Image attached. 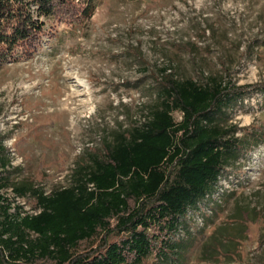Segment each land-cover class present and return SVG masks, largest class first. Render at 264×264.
Here are the masks:
<instances>
[{
  "label": "rangeland",
  "instance_id": "1",
  "mask_svg": "<svg viewBox=\"0 0 264 264\" xmlns=\"http://www.w3.org/2000/svg\"><path fill=\"white\" fill-rule=\"evenodd\" d=\"M46 31L31 58L0 68L6 182L45 194L68 187L114 133L145 122L164 69L197 82L223 79L245 88L222 120L248 145L189 212L188 233L175 236L184 252L167 264H264V0H96L90 19L47 21ZM3 193L37 213L30 195Z\"/></svg>",
  "mask_w": 264,
  "mask_h": 264
},
{
  "label": "trees",
  "instance_id": "2",
  "mask_svg": "<svg viewBox=\"0 0 264 264\" xmlns=\"http://www.w3.org/2000/svg\"><path fill=\"white\" fill-rule=\"evenodd\" d=\"M95 2L0 0V68L31 58L49 35L47 21L88 20ZM166 71L145 122L114 133L99 158L74 171L68 187L45 194L8 184L3 173L9 160L0 142V264H145L151 256L156 264L179 262L185 244L175 236L188 233L189 212L214 192L224 168L247 148V137L236 138L235 128L222 120L245 88ZM8 187L16 197L30 195L37 213L13 206L3 193ZM97 239L96 248L78 252Z\"/></svg>",
  "mask_w": 264,
  "mask_h": 264
}]
</instances>
